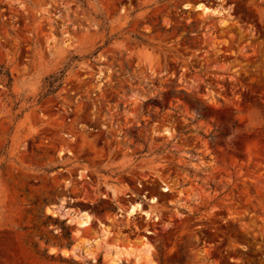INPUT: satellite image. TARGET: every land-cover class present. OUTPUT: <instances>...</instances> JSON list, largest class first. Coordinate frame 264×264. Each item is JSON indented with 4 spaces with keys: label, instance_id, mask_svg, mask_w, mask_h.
Returning a JSON list of instances; mask_svg holds the SVG:
<instances>
[{
    "label": "rangeland",
    "instance_id": "374dc122",
    "mask_svg": "<svg viewBox=\"0 0 264 264\" xmlns=\"http://www.w3.org/2000/svg\"><path fill=\"white\" fill-rule=\"evenodd\" d=\"M0 67V264H264V0H0Z\"/></svg>",
    "mask_w": 264,
    "mask_h": 264
},
{
    "label": "bare ground",
    "instance_id": "6f19581e",
    "mask_svg": "<svg viewBox=\"0 0 264 264\" xmlns=\"http://www.w3.org/2000/svg\"><path fill=\"white\" fill-rule=\"evenodd\" d=\"M196 9L198 10H203L204 12L209 11L210 9L208 7L203 6L202 4H198L196 6ZM164 191H168V188H163ZM138 211H141L146 218H149V213L141 209V204L137 203L135 205H132L131 208L128 210V215H134ZM70 215V212L68 210L64 211V216L65 218L68 219L69 223H76L78 228H85L89 225L90 223V217L88 216H83V215H71L70 218L68 216ZM65 254H69V252L65 251ZM138 261V260H137ZM118 264L119 259L111 260L110 264Z\"/></svg>",
    "mask_w": 264,
    "mask_h": 264
},
{
    "label": "trees",
    "instance_id": "16d2710c",
    "mask_svg": "<svg viewBox=\"0 0 264 264\" xmlns=\"http://www.w3.org/2000/svg\"><path fill=\"white\" fill-rule=\"evenodd\" d=\"M0 68H1V67H0ZM62 73H63V72L61 71L60 74H62ZM3 74H6L7 76H9V73H7V72H5V73H3ZM52 78H55V77L50 76V77L48 78V80H51ZM51 84H52V83H49V86H50V87L52 86ZM51 90H52V89H49L48 92H49V91L51 92Z\"/></svg>",
    "mask_w": 264,
    "mask_h": 264
}]
</instances>
